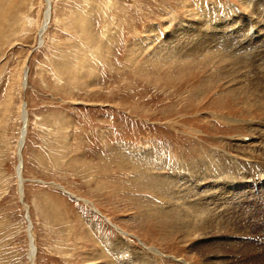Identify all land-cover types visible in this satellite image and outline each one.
Instances as JSON below:
<instances>
[{"label":"rangeland","instance_id":"374dc122","mask_svg":"<svg viewBox=\"0 0 264 264\" xmlns=\"http://www.w3.org/2000/svg\"><path fill=\"white\" fill-rule=\"evenodd\" d=\"M47 12L0 0V264H264V0ZM221 155L237 179L189 178Z\"/></svg>","mask_w":264,"mask_h":264},{"label":"bare ground","instance_id":"6f19581e","mask_svg":"<svg viewBox=\"0 0 264 264\" xmlns=\"http://www.w3.org/2000/svg\"><path fill=\"white\" fill-rule=\"evenodd\" d=\"M248 1V0H247ZM251 3V2H250ZM47 6H48V12L46 13L45 15V19H44V23H45V27L43 26V28H41V31L42 30H45L46 27H47V23H48V20H49V16H50V0H47ZM41 31H40V34H41ZM234 31V30H233ZM236 42V41H235ZM23 111V108L21 110V120H22V124H23V127H24V132L20 134V137H19V140H18V144H17V151H18V188H19V192L21 193L22 192V184L24 183V180H23V177H22V158L20 159L19 157V153H21V150H22V147H23V144H24V139H25V136H26V129H25V126H27V120H26V116H25V113L22 112ZM22 131V130H21ZM21 139V140H20ZM230 155V154H229ZM208 156V155H207ZM206 156V157H207ZM211 156V155H210ZM208 156V157H210ZM205 158L204 160H202L201 162H199L197 164V167L195 169V166L193 168L190 169V179H193L194 181L196 179H199L201 176H203L204 174L207 173V169L208 167L210 166H215V167H219L220 169L217 168V170H215L216 173H221L222 175L224 174V176H227L229 173H232L233 174L229 177V180L232 181V180H235L237 179V177L235 176L234 172L236 173L237 170L239 171V169H237V166H235V164H232L231 167H229V162L227 160L230 161V159H224L222 157H225L223 155H221V157H217L218 159L216 160L215 158L212 159V158ZM231 157V156H230ZM228 158V157H227ZM223 163H226V167L228 168H224L221 164ZM232 163V162H231ZM261 170L263 169L264 170V164H263V167L262 166H258ZM248 167H246L247 169ZM250 168V167H249ZM224 170H226L224 172ZM251 170V169H250ZM228 171V172H227ZM254 172V171H253ZM259 179V178H258ZM260 180V179H259ZM197 181V180H196ZM196 181H195V184H196ZM227 182V181H226ZM194 183H190L189 185V189L190 190H194V194H190L188 191H186L185 189L183 190L185 192V195H184V198L185 196H189L192 195V197L194 196V203L192 205V207L190 208L191 210V215L194 217L193 219H195V221L199 222V225H205V226H201V227H197L194 229H197L196 231H199V232H205L206 230H208L209 228H212V226L214 227H220L219 225V221H217V217L215 216H219V214L213 209L214 208V200H215V197L217 196H212L210 195L211 191H207L206 192V195L209 196V198H207L206 200H204L202 198V196L200 195V201H198V196H196V193L198 192L196 189V185ZM210 184V183H209ZM196 191V192H195ZM215 195V194H214ZM21 196H22V193H21ZM191 197V196H190ZM189 198V197H188ZM186 198V199H188ZM212 198V201L211 199ZM192 199V198H191ZM20 202H22V199L20 198ZM208 201H210L212 203V206L208 203ZM191 203V202H190ZM24 204V203H23ZM189 205V204H188ZM220 210V209H219ZM221 213V212H220ZM189 217V216H188ZM221 217V216H220ZM222 218V217H221ZM214 220V221H213ZM223 220V219H222ZM29 225H31V222H29ZM30 226L28 227V230H29ZM193 228V227H191ZM202 233H200L202 235ZM28 235H29V238L31 240V243L33 242L32 241V237L30 235V233L28 232ZM208 235V234H207ZM148 251L152 252V253H155L156 250L154 249H149ZM31 255V257L34 256V247H33V244L31 245V251H30V254L29 256ZM32 263V262H31Z\"/></svg>","mask_w":264,"mask_h":264}]
</instances>
